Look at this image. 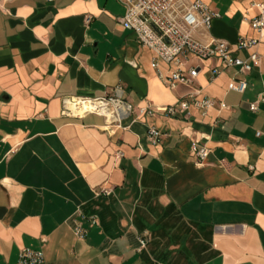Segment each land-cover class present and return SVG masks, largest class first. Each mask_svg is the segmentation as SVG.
I'll list each match as a JSON object with an SVG mask.
<instances>
[{
    "label": "crops",
    "instance_id": "obj_1",
    "mask_svg": "<svg viewBox=\"0 0 264 264\" xmlns=\"http://www.w3.org/2000/svg\"><path fill=\"white\" fill-rule=\"evenodd\" d=\"M201 1L220 14L203 39L226 41L241 59L239 37L257 39L260 62L244 76L190 56L194 85L171 90L174 65L151 66L154 53L119 22L118 0H0V264H21L23 248L42 249L45 264H264V102L249 108L264 92V31L245 20L264 0ZM243 77V93L227 89ZM116 86L133 106L126 129L62 113L63 97ZM192 89L214 100L206 115L138 116ZM192 143L208 149L201 163Z\"/></svg>",
    "mask_w": 264,
    "mask_h": 264
},
{
    "label": "built area",
    "instance_id": "obj_2",
    "mask_svg": "<svg viewBox=\"0 0 264 264\" xmlns=\"http://www.w3.org/2000/svg\"><path fill=\"white\" fill-rule=\"evenodd\" d=\"M124 7V13L119 18L122 26L135 33L137 40L143 46L154 53L151 62L153 68L158 67V61L174 65L171 73L165 77L166 86L173 90L178 85L191 87L194 85L198 74L197 66L183 67L190 56L199 60L216 59L223 69L236 68L238 73L246 76L252 68L260 62V56L256 51H250L258 44V40L240 36L237 48L249 51L246 59L235 57L229 44L220 39H203L208 32L212 21L219 18L220 14L201 0H118ZM252 6L257 10L256 16L246 18L252 28L264 31V2H253ZM87 18L86 23H89ZM212 77H216L220 70L213 68ZM247 88L245 77L232 79L227 89L243 93ZM121 87L116 86L111 94L103 97L66 96L61 99L62 113L65 115L82 116L87 113H95L104 116L106 128L110 134L126 129L122 126V119L133 113V106L121 96ZM264 102V92L249 106L251 111L258 109L259 103ZM71 106L77 107L74 111ZM84 106L87 108L81 109ZM214 106V100L202 96L201 90L192 89L184 98L178 99L175 105L155 108L146 104L138 108V116L155 114H176L178 107L188 112L190 107L196 108L202 115ZM161 133L156 128H149L147 138L151 144L160 141ZM191 150L195 154L198 163H201L208 154L206 147H197L191 144ZM105 195L111 190L103 188ZM89 223L94 225L95 216L89 217ZM74 234L83 239L87 229L80 223L75 222ZM146 246V239L139 237V249ZM21 264H45L42 249L23 248L19 255Z\"/></svg>",
    "mask_w": 264,
    "mask_h": 264
},
{
    "label": "bare ground",
    "instance_id": "obj_3",
    "mask_svg": "<svg viewBox=\"0 0 264 264\" xmlns=\"http://www.w3.org/2000/svg\"><path fill=\"white\" fill-rule=\"evenodd\" d=\"M71 108H72L74 111H79V109H77V107H73V106H71ZM84 108H87V106H84V107L81 108V109H84Z\"/></svg>",
    "mask_w": 264,
    "mask_h": 264
}]
</instances>
